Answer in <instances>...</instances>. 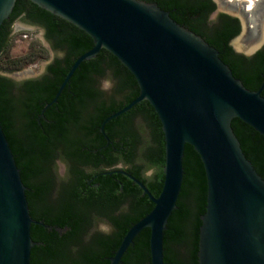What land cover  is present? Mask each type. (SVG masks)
Here are the masks:
<instances>
[{
    "label": "water",
    "instance_id": "1",
    "mask_svg": "<svg viewBox=\"0 0 264 264\" xmlns=\"http://www.w3.org/2000/svg\"><path fill=\"white\" fill-rule=\"evenodd\" d=\"M57 16L92 40L59 85L42 114L57 102L79 66L104 49L133 76L138 95L103 120L100 132L112 119L146 101L161 126L164 141L163 182L154 198L131 178L153 204L151 211L126 232L110 264H119L144 229H149L150 264H164V232L181 192L186 145L202 164L206 200L199 217L197 264H264V180L241 149L231 127L233 119L264 138V81L250 91L202 37L174 22L155 3L140 0H29ZM251 9L264 0H245ZM16 0H0V27ZM242 33L231 42L238 50ZM208 21H214L210 16ZM41 114V115H42ZM26 188L0 123V264H30L31 226L42 222L30 216Z\"/></svg>",
    "mask_w": 264,
    "mask_h": 264
},
{
    "label": "trees",
    "instance_id": "2",
    "mask_svg": "<svg viewBox=\"0 0 264 264\" xmlns=\"http://www.w3.org/2000/svg\"><path fill=\"white\" fill-rule=\"evenodd\" d=\"M140 1L157 4L160 9L169 13L174 22L202 37L218 51L219 58L230 68L233 76L239 79L245 88L250 91L257 90L262 82L259 63L264 58V54L256 63H245L247 69L243 70V58L235 55L231 47L228 46L229 41L238 34L237 27L224 17H221L220 23H210L206 11L207 1ZM18 20L42 28L44 37L52 48L63 52V57L48 65L46 75L38 80L26 81L17 86L12 81L0 76V123L15 163L20 170L22 183L28 188L25 195L30 216L34 220L45 219V223H50L46 217V210L41 209L40 212H36L33 206L35 202L40 203L43 200L47 188L32 186L29 183V179L33 175L31 155H49L52 152L51 146L54 145L49 137L53 135L54 138H57L63 135L64 123H76L77 113L73 104L75 102L80 103L81 108L86 106V99L92 96L90 92L91 76L101 75L106 70L111 71L115 77L124 75L128 86L132 89L131 96L124 105L137 97L138 89L130 72L115 57L102 49L96 58L79 66L57 102L42 114V109L54 98L59 85L74 61L93 47L92 40L77 27L39 8L29 0H16L11 14L0 27V56L8 46L11 25ZM72 93L77 95V101H73ZM261 96L264 97V92L261 93ZM124 105L119 107H116L115 104L107 106L105 103L97 105L95 114L85 118L86 126H83L82 129L88 132L86 134H91L108 115L118 111ZM138 113L144 114L149 130L160 141L161 153L163 154L161 126L152 107L146 101L128 113L110 121L106 125L107 130H112L113 125H122L124 122L132 120ZM41 114L44 118L40 117ZM231 127L240 142L246 159L251 162L255 171L264 180V138L239 119H233ZM117 135L119 134H116V137ZM128 135L130 134L125 131L120 133L122 140ZM68 145L72 151L78 152L79 148L81 149L85 144L79 140L68 141ZM183 168V183L177 201V209L172 212L168 219L164 232V264H197L199 217L204 213L206 184L199 157L188 145L184 151ZM109 192L112 193V191ZM118 199L116 203L119 202ZM62 212L68 215L67 206H64ZM51 223L59 226L68 223L73 228L76 227L75 222L69 223L62 218H57ZM130 225L132 226L128 221L116 222L115 242L112 246H107L109 255H112L109 250L115 251L118 248ZM30 233L33 241H42L46 244L45 247H34L31 250L32 255L41 253L43 256L42 260L36 264H44L46 263L44 259L57 257L56 248L49 243L51 237L47 235L44 229L32 225ZM33 261L32 259L31 264L35 263ZM122 264H149V229L142 230L135 237L134 245L128 248L127 253L122 258Z\"/></svg>",
    "mask_w": 264,
    "mask_h": 264
},
{
    "label": "flooded vegetation",
    "instance_id": "3",
    "mask_svg": "<svg viewBox=\"0 0 264 264\" xmlns=\"http://www.w3.org/2000/svg\"><path fill=\"white\" fill-rule=\"evenodd\" d=\"M204 1H207L208 4L206 7L208 16H214V21L211 23H220L221 17H224L237 27V36H239L243 30L242 16L246 25V32L241 41H248L254 45L258 44L259 47L255 53L244 55L236 52L231 45L232 40L237 36L229 41L228 46L231 47L233 53L241 56L244 60L242 69H247V63L259 61L261 55L264 54V2L257 3L248 13L250 8L245 0ZM17 22L23 23L21 20L15 21L11 25L10 35ZM49 47H52L50 43ZM259 64L263 82L264 58L260 60ZM46 71L47 67L40 77L21 82L3 78L20 86L26 81L42 78L46 75ZM91 79L90 92L92 96L86 99V106L81 108L80 103L75 102L73 104L77 113L76 123H64L63 135L57 138H54L53 135L49 137V140L54 143L49 155H31L33 175L30 177L29 183L32 186L47 188L43 200L40 203L35 202L33 206L36 212L45 209L46 217L50 223H45V219L35 221L42 222L51 230L36 226L44 229L47 235L51 237L49 243L56 248L55 251L57 252V257L44 259V261L46 260L44 264H110V259L118 249L109 250L112 255L107 253V246L110 247L115 242L116 222L128 221L133 226L153 208L149 197L131 178L139 181L154 198L161 191L164 141L162 154L160 141L152 135L143 113H138L132 120L124 122L122 125H113L112 130H107L106 125L113 119L110 120L104 126V134L100 132L103 121L89 135L82 129L83 126H86L85 118L95 114L97 105L105 103L107 106L112 104H115L116 107L122 106L132 93L124 75L115 77L111 71L106 70L101 75L91 76ZM104 79H108L111 83L109 89L103 88L102 81ZM262 82L257 90L261 87ZM136 88L138 89L137 84ZM263 92L264 89L261 93ZM72 95L73 101H77V95L75 93ZM40 117L44 118L43 115ZM137 119H140L146 130L142 131L138 128ZM124 131L130 135L122 140L120 133ZM116 134L119 135L116 137ZM79 140H82L85 145L81 149L79 148L78 152L72 151L68 141ZM108 191H112V193H108ZM117 199L118 203H116ZM64 206H67L69 210L68 215L62 212ZM57 218L67 220L69 223L75 222L76 227L73 228L68 223H63L62 226L51 223ZM132 226L130 225L129 228ZM34 242L38 243V246L35 247L46 246L42 241ZM133 245L134 240L131 246ZM184 253L186 254V252ZM42 258L41 253L35 255L30 253V264L32 259L36 264ZM122 258L119 264H122Z\"/></svg>",
    "mask_w": 264,
    "mask_h": 264
},
{
    "label": "rangeland",
    "instance_id": "4",
    "mask_svg": "<svg viewBox=\"0 0 264 264\" xmlns=\"http://www.w3.org/2000/svg\"><path fill=\"white\" fill-rule=\"evenodd\" d=\"M254 44L243 42L238 50L248 52ZM63 52L49 47L44 31L37 25L17 22L10 35L8 46L0 56V76L16 82L40 77L54 60L61 59ZM108 79L102 81L104 89L110 88ZM140 130H146L140 119Z\"/></svg>",
    "mask_w": 264,
    "mask_h": 264
},
{
    "label": "bare ground",
    "instance_id": "5",
    "mask_svg": "<svg viewBox=\"0 0 264 264\" xmlns=\"http://www.w3.org/2000/svg\"><path fill=\"white\" fill-rule=\"evenodd\" d=\"M252 1V0H251Z\"/></svg>",
    "mask_w": 264,
    "mask_h": 264
}]
</instances>
